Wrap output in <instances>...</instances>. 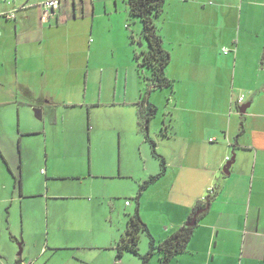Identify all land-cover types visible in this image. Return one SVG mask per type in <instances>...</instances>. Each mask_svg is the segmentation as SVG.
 Returning a JSON list of instances; mask_svg holds the SVG:
<instances>
[{
    "label": "crops",
    "instance_id": "crops-1",
    "mask_svg": "<svg viewBox=\"0 0 264 264\" xmlns=\"http://www.w3.org/2000/svg\"><path fill=\"white\" fill-rule=\"evenodd\" d=\"M44 1L0 0V11L18 10L15 19L0 15V123L6 110H15L21 122L34 107L37 118L49 127L82 126L84 111L87 126L100 127L98 112L104 111L118 121L121 157L138 136L141 146L150 141L156 154L150 121L149 136L145 133L143 104L157 106L164 93L155 97L154 90L170 91L173 104L164 117L168 132L160 139L162 170L150 171L142 179L158 176L146 187L147 193L164 189L169 197L175 189L184 196L179 214L162 225L157 236L143 212V196L139 199L138 211L153 240L159 243L169 237L201 207L205 210L199 213L187 248L169 264H264V0H165L155 22L170 54L165 73L173 88L148 90L152 83L146 78L144 92L145 77L137 68L149 70L137 55L147 45L140 39L143 25L134 21L132 26L129 0H60L49 10L48 20L43 19ZM107 35L112 47L137 62L131 87L129 72L126 84L120 86L122 71L116 67V84L105 89L108 69L102 61L107 55L102 49ZM65 106L60 118L59 109ZM71 117L80 118L72 122ZM85 136L78 138L81 150ZM87 140L92 156L100 144L92 133ZM230 159L227 174L224 167ZM91 164H96L92 177L109 175L106 162L96 163L92 156ZM45 173V193L28 197L84 198L82 187L70 190V184L61 192L54 187L48 193L53 180L76 174ZM122 176L130 174L121 170L114 177ZM15 199L9 195L2 200L12 205ZM44 245L41 254L47 252L48 244ZM21 255L18 264L34 262L30 253Z\"/></svg>",
    "mask_w": 264,
    "mask_h": 264
},
{
    "label": "rangeland",
    "instance_id": "rangeland-1",
    "mask_svg": "<svg viewBox=\"0 0 264 264\" xmlns=\"http://www.w3.org/2000/svg\"><path fill=\"white\" fill-rule=\"evenodd\" d=\"M138 19L140 18L131 20L132 26L134 21L143 25ZM105 39L106 45L102 49L107 55L102 61L108 69L105 89L111 90L115 86L116 67H120L122 71L120 86L126 84L129 72L131 87L134 68L137 67L136 60L124 50L117 51L112 47L108 35ZM83 42L85 45V40ZM137 70L145 77V82H142L144 92L147 81L150 84V74L144 68H141V72L140 69ZM71 84L70 81L69 87H72ZM172 88L173 86H167V89ZM165 91L153 92L155 97L164 93L158 97V111L150 120L153 138L157 142L156 154L152 143L149 141V144L141 146V138L138 136L136 143L132 142L128 152L121 157L118 150V121L114 117H106L104 111L98 112L102 119L100 127L94 123L87 126L89 124L85 111L80 114L83 118L82 126L72 127L71 123L70 127H49L37 118L34 107L26 111L21 122L15 110H6L5 121L0 123V153L6 159L5 163L0 154V264H17L19 252L23 257L30 253L34 259V262L31 261L33 264H143L144 256L151 249V237L148 233H141L137 253L125 249L119 254L118 249L121 238L126 235L129 216L136 210L139 201L136 197L141 192L139 199L141 202L143 196V212L157 236L162 231L161 226H167L179 214L184 196L183 192L175 189L169 193V197L164 189H160V192H151V189L148 193V187L141 190L142 184L150 178L148 176L142 179V176L150 171L162 170L164 145H161L160 139L168 132L164 117L169 114L168 105L173 104L170 98L172 93ZM59 110L61 118L67 110L66 106ZM78 119L71 117L70 120L75 122ZM27 130H39L40 133H23ZM89 133L100 144L93 152V161L106 162L105 173L109 175L102 179L90 175L92 168L95 171L96 164H91L92 156L87 140ZM81 135L85 136L82 150L78 141ZM121 170L130 176L114 177ZM46 171L50 176L52 172L69 176L76 174L65 180L50 181L48 193H52L54 187L61 192L64 186L70 184V190L82 187L79 192L84 194V198L65 200L50 197L42 200L40 197H28L30 193H45ZM223 174L221 169L220 175ZM80 176L83 183L79 181ZM67 192L77 194V191ZM205 194L203 197L206 198L209 193ZM9 195L11 198L16 197L12 205L2 200ZM126 200L131 205L126 204ZM173 201L177 204L171 203ZM46 243L47 252L41 254L40 246H45ZM162 256L163 252L154 247L148 264H160Z\"/></svg>",
    "mask_w": 264,
    "mask_h": 264
},
{
    "label": "trees",
    "instance_id": "trees-1",
    "mask_svg": "<svg viewBox=\"0 0 264 264\" xmlns=\"http://www.w3.org/2000/svg\"><path fill=\"white\" fill-rule=\"evenodd\" d=\"M129 3L131 17L140 18L139 20L143 24V30L140 39L141 42H144L145 40L147 46L146 49L139 50L137 57L141 59V65L145 66L151 73L149 81L150 84L152 83V85L148 87V90L152 88H164L167 86H173V81L169 79L165 73L166 66L169 64L171 59L170 54L163 47V41L161 36L157 32L155 22L156 18L162 13L165 0H129ZM132 38L134 39V37ZM156 113V105L146 102L143 104L146 136H149V134L147 133V129L149 127L150 118L156 115ZM232 160L233 159H230L229 161ZM161 174H159V176ZM157 178L158 176H155L146 181L141 186V190H144L148 186V184L154 182ZM140 194L141 192L136 197L138 200ZM200 209L205 208L200 207ZM196 212L193 213L189 221L192 220ZM195 225L187 226L185 224L184 226L173 232L169 237L156 244L153 240L152 235L150 234L147 223L140 216L137 206L136 210L129 216L126 235L121 238V241L118 245L119 254H121L125 249H129L137 253L141 233L146 232L151 237V249L149 251V254L144 256L145 259L143 261V264H148L149 256L152 253L154 247L159 248L163 252L160 264H169L174 255L183 252L187 248L188 243L193 235Z\"/></svg>",
    "mask_w": 264,
    "mask_h": 264
},
{
    "label": "built area",
    "instance_id": "built-area-1",
    "mask_svg": "<svg viewBox=\"0 0 264 264\" xmlns=\"http://www.w3.org/2000/svg\"><path fill=\"white\" fill-rule=\"evenodd\" d=\"M60 3V0H46L44 2H42V5L44 7V13H43V19L48 20L50 15H49V10L53 9L54 7H56L58 4ZM17 9H13L10 11H0V15L4 16L8 19H15L17 17ZM225 52H227V49H224ZM244 100V96L241 95L238 98V102H243ZM26 264H33L32 262H28Z\"/></svg>",
    "mask_w": 264,
    "mask_h": 264
},
{
    "label": "water",
    "instance_id": "water-1",
    "mask_svg": "<svg viewBox=\"0 0 264 264\" xmlns=\"http://www.w3.org/2000/svg\"><path fill=\"white\" fill-rule=\"evenodd\" d=\"M248 106H249V105H246V106L242 107V112H245ZM231 163H232V161H229V162L225 165V167H224V171H225L227 174H229V172H230ZM203 210H205V209H200V210H198V211L195 213V215L193 216L192 220L188 221V222L186 223V225H187V226H189V225H195V224L197 223V217H198L199 213H200L201 211H203Z\"/></svg>",
    "mask_w": 264,
    "mask_h": 264
}]
</instances>
